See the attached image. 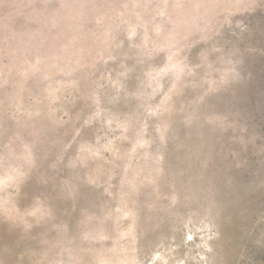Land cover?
Segmentation results:
<instances>
[{
  "label": "rangeland",
  "instance_id": "374dc122",
  "mask_svg": "<svg viewBox=\"0 0 264 264\" xmlns=\"http://www.w3.org/2000/svg\"><path fill=\"white\" fill-rule=\"evenodd\" d=\"M0 264H264V0H0Z\"/></svg>",
  "mask_w": 264,
  "mask_h": 264
}]
</instances>
